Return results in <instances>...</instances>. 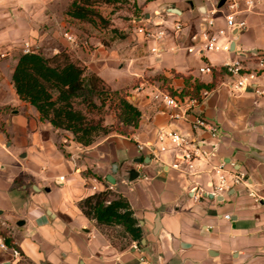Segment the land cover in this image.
I'll list each match as a JSON object with an SVG mask.
<instances>
[{"label":"crops","instance_id":"0c3cea01","mask_svg":"<svg viewBox=\"0 0 264 264\" xmlns=\"http://www.w3.org/2000/svg\"><path fill=\"white\" fill-rule=\"evenodd\" d=\"M70 1L0 0V238L19 248L27 264H137L133 243H112L78 207L108 186L128 201L142 230L140 251L149 264H264V96L251 89L232 93V79L221 70L236 53L264 55V0H225L235 3L233 10L219 9L222 0H129L141 16L131 17L130 26L113 18V28L129 32L123 39L107 40L108 45L89 24L65 16ZM229 13L246 26L233 37V54L200 57L186 51L202 47L207 17L214 18L211 33L227 35L224 16ZM176 24L182 26L179 32ZM140 26L164 35L146 39L137 32ZM65 33L75 42L67 41ZM26 50L45 58L66 51L112 90L128 91L141 112L138 127L84 147L69 132L41 122L12 83ZM204 64L213 71L200 73ZM247 65L252 68L254 62ZM156 76L177 94L185 79L213 85L200 91L190 116L217 126L221 135L216 157L210 163L194 162L195 176L169 167L176 154L168 142L170 150L159 160L137 150V144H155L160 130L212 142L207 132L171 120V111L155 99L162 84ZM258 84L264 89V72ZM220 161L241 170L249 187L206 197L217 183L210 166ZM10 256L0 249V264H15V258L5 261Z\"/></svg>","mask_w":264,"mask_h":264},{"label":"trees","instance_id":"16d2710c","mask_svg":"<svg viewBox=\"0 0 264 264\" xmlns=\"http://www.w3.org/2000/svg\"><path fill=\"white\" fill-rule=\"evenodd\" d=\"M102 5L130 6L138 10L129 0H71L65 16L93 26L97 21L107 26L110 20L103 17L100 11ZM112 14L113 11L109 15ZM112 33H119V38H124L115 28ZM221 70L225 72L223 67ZM153 79L162 80L160 88L172 96L197 101L201 100L202 89L209 91L213 87L212 84L199 82L191 84L189 79H185V88L177 94L167 88V81L161 76ZM12 83L16 95L35 108L41 122L69 132L73 141L84 147L110 132L102 119L107 104L109 107L114 105L117 110V118L123 129L121 135H127L129 129H136L141 118L140 110L122 94L126 90H112L99 76L87 72L86 67L73 61L66 51L50 58L31 51L21 54L12 74ZM78 207L85 217L95 221L96 227L112 243L118 242L122 247L136 243L141 247L142 230L128 201L108 186L81 200ZM5 243L19 252V248L12 245L9 239Z\"/></svg>","mask_w":264,"mask_h":264},{"label":"built area","instance_id":"2783aa9c","mask_svg":"<svg viewBox=\"0 0 264 264\" xmlns=\"http://www.w3.org/2000/svg\"><path fill=\"white\" fill-rule=\"evenodd\" d=\"M232 2V0H230ZM248 7L251 2L247 3ZM227 10L235 9V3L224 2L222 5ZM218 7L219 9L222 8ZM206 30L203 33V44L202 47L195 50L194 47L186 48L188 53H195L200 57H203L205 53L220 52L227 55L234 53L232 49L233 37L237 32H240L246 28L245 22L241 20H235L234 13H229L224 16V23L227 29V35L211 33L210 29L214 26V18L212 16L204 19ZM182 26L176 24L174 29L175 32H179ZM209 28V29H208ZM139 34H142L146 39H160L163 35V31H158L156 34L147 30L143 26L137 29ZM63 37L74 43L75 39L65 33ZM156 50L153 49V52ZM26 52H29L26 50ZM25 52V53H26ZM4 55L0 54V59ZM251 60L254 62V66L251 68L247 65V61ZM225 69L226 74L232 79V82L228 85L232 93L239 94L242 91L251 89L255 95L264 96V89L258 84L259 76L264 72V55H257L256 53L249 52L247 55H241L236 53L234 58H229L222 66ZM200 73H211L212 68L208 64H204L199 68ZM205 93L202 94V96ZM155 99H159L160 102L171 112L169 116L171 120H180L189 123L190 128L193 131H204L207 132L212 142H206L205 140H189L185 134L176 130H160L157 133V139L153 145H141L137 144V150L139 152L147 151L153 159L159 160L161 153L168 150H172L176 157L171 162L169 167L173 170L179 171L189 176H195L198 172L194 166L196 160H205L210 163L213 158L216 157L218 141L220 139V130L217 126L208 123L205 119L199 116L191 117V111L197 100L189 97L179 98L172 96L168 91L163 89H156ZM165 142L170 144V149L165 145ZM227 163L220 161L217 164L210 166V172L213 173L217 178V183L214 185L211 192H206L204 195L216 198L221 196L227 191L233 189L236 186L249 187L248 178L246 175L230 165L227 167ZM60 181L63 177L59 178ZM249 195L254 199H258L257 195L250 191ZM226 220H229L230 216H224ZM133 248L138 252L137 264H149L146 256L140 251L139 246L133 243ZM0 249L3 252L9 253L12 257H20L18 250L15 248H9L4 239L0 238Z\"/></svg>","mask_w":264,"mask_h":264},{"label":"rangeland","instance_id":"374dc122","mask_svg":"<svg viewBox=\"0 0 264 264\" xmlns=\"http://www.w3.org/2000/svg\"><path fill=\"white\" fill-rule=\"evenodd\" d=\"M102 8H104L103 5L100 6V11L102 12L103 17L104 18L109 17L110 22L108 23L107 26H103V24H101L99 21H97L96 25H94V26L90 25V28H91V32H95L98 36H101L103 42H105L107 45L109 44L107 42V40L113 41L114 39H121V38H119L121 36V35H119V33L115 34V35H114V33H112V29H114L113 28L114 23L111 22V20L113 18L130 26L131 23H128V22H129L131 17L141 16L139 12L135 11L133 9V7H130V6H106L107 9H103V10H102ZM112 11H113V14L109 15ZM119 32L123 36L124 33L129 32V31L126 30V31H119ZM122 94L125 95L126 99L129 102L132 101L131 95L128 91H124ZM102 119H103V124L110 129V132L107 135H113V134L120 135V133L122 132L123 129H122V125L120 124V122L117 118V110L114 107V105H111L110 107H109V104L106 105V107L104 109V113L102 114ZM107 135H102V136H99L98 138H102V137H105ZM20 182H21V180H20ZM120 242L123 243L124 241H120ZM11 258L14 259V257L10 256V257H7V260H5V261L7 263H12ZM15 259L17 261H21L20 257H17ZM17 261L15 264H17ZM21 263L27 264L28 262L22 260Z\"/></svg>","mask_w":264,"mask_h":264},{"label":"water","instance_id":"95a60500","mask_svg":"<svg viewBox=\"0 0 264 264\" xmlns=\"http://www.w3.org/2000/svg\"><path fill=\"white\" fill-rule=\"evenodd\" d=\"M224 2H225V0H222L221 2H220V4H219V6L218 7H221L223 4H224ZM234 48V43H232V49ZM116 167V165H113V168H115ZM106 180H107V182L110 184V185H114V180L111 178V176H108L107 178H106ZM21 225V224H20Z\"/></svg>","mask_w":264,"mask_h":264}]
</instances>
